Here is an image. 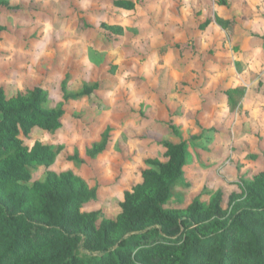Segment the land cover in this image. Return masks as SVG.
<instances>
[{"label": "rangeland", "instance_id": "374dc122", "mask_svg": "<svg viewBox=\"0 0 264 264\" xmlns=\"http://www.w3.org/2000/svg\"><path fill=\"white\" fill-rule=\"evenodd\" d=\"M1 1L0 88L39 87L64 111L58 129L22 138L55 154L21 182L26 208L55 174L89 194L77 224L116 220L166 142L184 143L167 205L180 212L219 194L227 210L264 172V0Z\"/></svg>", "mask_w": 264, "mask_h": 264}, {"label": "trees", "instance_id": "16d2710c", "mask_svg": "<svg viewBox=\"0 0 264 264\" xmlns=\"http://www.w3.org/2000/svg\"><path fill=\"white\" fill-rule=\"evenodd\" d=\"M113 4L132 8L129 1ZM46 101L39 87L10 99L0 88V264H264V172L244 183L227 210L220 194L208 207L194 200L185 212L167 208L171 184L183 174L182 142L165 143L166 161L147 160L143 187L126 193L116 220L77 224L74 206L89 194L70 182L60 186L55 174L36 184L38 204L26 208L21 182L31 180V167H49L55 154L22 138L34 126L58 129L64 114L45 108ZM46 247L51 251L38 255Z\"/></svg>", "mask_w": 264, "mask_h": 264}]
</instances>
